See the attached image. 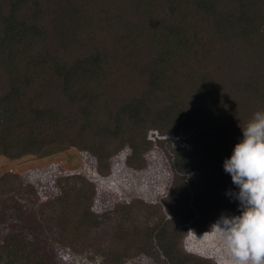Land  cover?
Wrapping results in <instances>:
<instances>
[{
	"label": "trees",
	"instance_id": "16d2710c",
	"mask_svg": "<svg viewBox=\"0 0 264 264\" xmlns=\"http://www.w3.org/2000/svg\"><path fill=\"white\" fill-rule=\"evenodd\" d=\"M15 100L17 110L8 107ZM257 111H264V0H0V153L72 146L93 155L103 175L124 146L125 165L140 168L153 144L167 142L150 141L146 132L153 130L184 135L171 151L198 168L189 185L173 175L161 205L135 200L102 213L90 210V181L63 179L61 192L40 205L56 207L47 233L72 229L91 247L90 231L107 223L105 260H121L130 249L167 252L186 223L196 228V219L204 224L217 210L239 216V189L223 163ZM36 114L48 123H35ZM202 132L206 149L197 147ZM10 177L7 189L19 191ZM202 196L209 206L202 207ZM13 205L18 219L41 234L36 215ZM134 209L144 222L133 229L144 234L123 248L119 234ZM39 251L38 239L7 232L0 264H53ZM172 260L211 264L183 253Z\"/></svg>",
	"mask_w": 264,
	"mask_h": 264
},
{
	"label": "rangeland",
	"instance_id": "374dc122",
	"mask_svg": "<svg viewBox=\"0 0 264 264\" xmlns=\"http://www.w3.org/2000/svg\"><path fill=\"white\" fill-rule=\"evenodd\" d=\"M8 107L17 110L18 100L9 103ZM21 107L25 108V105ZM25 114L33 116V113ZM35 123L45 126L48 123V117L36 114ZM203 133L202 138L197 141V147L206 149L207 136L205 137ZM146 135L153 143L160 139H166L167 142H163L162 147L153 144L143 154L144 163L140 168L125 165L124 157L129 154V149L124 146L108 159V169L103 175L98 172L97 160L93 155L72 146H49L39 154L26 153L18 157H9L0 153V243L7 232H19L29 240L38 239L39 252L48 255L53 264H162V261L171 264L173 257L180 253L206 258L211 264H220L221 260L228 259L224 249L213 238L210 229L222 217L238 216L229 210L213 212L210 220L204 224L196 219L193 223L196 228L186 223L183 234L176 244L167 248V252L156 247L146 251L130 249L132 254L123 253L121 260L117 257H108V260H105V256L101 254L100 250L107 249V246L112 243L109 238L111 229H108L107 223L94 232L90 231L94 242L91 247H86L84 243L77 241L72 229L60 231L54 227L51 233H47V223L54 224L57 218L56 207L51 203L47 206L40 205L49 203L61 192L65 178L72 179L71 183L75 185L83 180L91 182L93 196L90 200V210L94 213H102L116 203L129 204L135 200H141L147 204H160L175 174L182 177L187 185L190 181H194L193 176L198 168L192 166L191 158L182 155L179 157L171 151L174 147L173 142L178 137L183 138L184 135H158L153 130H148ZM4 174L7 176H3ZM10 176H15L14 184L20 186L19 191L7 189ZM204 198L206 199L204 196L201 197L203 208L210 204ZM13 203H20L26 216L33 213L36 215L37 225L42 230L41 234L18 219L19 213L15 211ZM189 207L193 211L190 205ZM198 213L196 214L199 215ZM128 215L129 220L125 222V226L121 227L119 234L123 248L131 246L133 241L144 234L143 230L133 229L134 226L140 227L143 224V215L137 209L130 210ZM165 217L168 215L166 214ZM193 220L194 217L189 222ZM190 230L197 237L188 233ZM208 231V234H204Z\"/></svg>",
	"mask_w": 264,
	"mask_h": 264
},
{
	"label": "clouds",
	"instance_id": "9594fccd",
	"mask_svg": "<svg viewBox=\"0 0 264 264\" xmlns=\"http://www.w3.org/2000/svg\"><path fill=\"white\" fill-rule=\"evenodd\" d=\"M241 131L243 138L223 168L239 189L236 198L243 210L222 217L210 230L228 257L220 264H264V111L255 112Z\"/></svg>",
	"mask_w": 264,
	"mask_h": 264
}]
</instances>
